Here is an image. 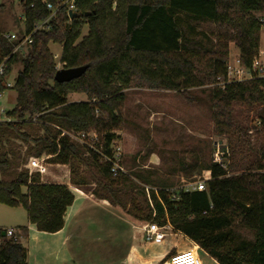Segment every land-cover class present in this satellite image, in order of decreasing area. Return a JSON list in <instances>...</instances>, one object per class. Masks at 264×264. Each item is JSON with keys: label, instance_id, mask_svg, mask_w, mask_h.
<instances>
[{"label": "trees", "instance_id": "16d2710c", "mask_svg": "<svg viewBox=\"0 0 264 264\" xmlns=\"http://www.w3.org/2000/svg\"><path fill=\"white\" fill-rule=\"evenodd\" d=\"M45 2L57 7L61 0H19L25 32L47 17ZM74 4L73 17L58 8L51 28L34 32L25 52H13L16 42L0 31V62L7 58L4 74L14 61L21 63L12 86L15 107L6 112L8 120H0V203L23 207L39 231L60 230L73 193L66 184L41 181L37 172L29 173L24 166L31 156L49 155L48 164L68 167L70 184L94 185L96 197L131 217L170 225L218 264H264V163L232 174L217 162L203 164L200 172H208L204 190H170L165 183L142 180L132 172L158 189L150 188L149 200L127 198L133 184L126 173L112 175L110 164L95 150L62 134L95 131L96 148L110 155V145L118 138L115 130L122 124L123 89L133 82L185 93L221 76L222 86L211 93L217 122L230 123L234 102L264 104V78L226 82L231 45L245 67L258 56L264 0H74ZM84 25L88 31L78 40ZM201 25L212 29L207 32ZM51 42L62 46V67L87 65L79 77L54 80ZM3 78L0 91L5 88ZM69 93H84L87 99L68 101ZM261 155L264 158V145ZM195 166L181 164L180 170L189 174ZM237 227L252 231L253 238L241 236ZM4 232L0 228V264H27L20 233L7 237Z\"/></svg>", "mask_w": 264, "mask_h": 264}, {"label": "rangeland", "instance_id": "374dc122", "mask_svg": "<svg viewBox=\"0 0 264 264\" xmlns=\"http://www.w3.org/2000/svg\"><path fill=\"white\" fill-rule=\"evenodd\" d=\"M0 4V31L20 35L23 21L19 0H0ZM114 4L115 2L113 7ZM255 15L262 16L261 13ZM199 28L210 32L212 26L201 25ZM87 31L88 27L84 25L78 40ZM49 48L55 66L61 68V44L51 42ZM25 51L26 48L22 52ZM237 55L236 48L231 45L226 62L234 64ZM257 59L264 63V27L259 31ZM20 68V61H14L1 85L4 87L6 81L13 83ZM227 80L228 75L226 82ZM223 82L220 76L212 84L191 87L185 93L137 86L134 82L123 89L125 97L120 107L122 124L115 130L118 138L113 146L119 148L121 172L126 173L133 184L127 198L132 195L137 199L149 200V190H156V186L145 184L143 179L156 184L165 183L172 190L186 188L197 181L204 182L208 173L205 170L200 172V167L208 162L219 163L228 174L252 170L258 163H264L261 155V147L264 145V104L247 105L234 102L231 104L230 123L217 122L213 116L211 93L214 88L222 86ZM0 93V120H4L5 113L15 107L16 91L12 87L4 88ZM76 96L87 99L84 93H76ZM70 99L71 95L67 97L68 101ZM1 110L5 113H1ZM181 164L196 166L191 168L189 174H184L180 170ZM51 169L50 167L49 170ZM132 172L138 173L142 180L133 176ZM204 185L206 188L205 182ZM93 186L80 188L88 192ZM24 221L26 212L23 207H10L0 203V228L5 229ZM118 224V243L88 245L90 252L102 255L94 260L95 264L116 261L131 243V223L119 221ZM115 227L117 226L114 229ZM236 230L245 238H253L252 231L240 227ZM177 241L181 243L179 239ZM163 259L167 261L168 255ZM158 264L165 263L161 260Z\"/></svg>", "mask_w": 264, "mask_h": 264}, {"label": "crops", "instance_id": "0c3cea01", "mask_svg": "<svg viewBox=\"0 0 264 264\" xmlns=\"http://www.w3.org/2000/svg\"><path fill=\"white\" fill-rule=\"evenodd\" d=\"M69 95L72 98L69 101L84 100L78 98L76 93H69L67 97ZM205 173L208 172L205 170ZM41 181L66 184L74 198L65 210L63 227L56 232L47 233L37 230L27 217L24 223H16L5 228V230L13 229L14 233H24L20 234L19 239L27 248V264H88L89 262L95 264L94 260L102 255L90 252L88 245L118 243L119 221H124L125 224L131 223L132 231L129 237L131 243L121 257L106 264H158L165 256L169 257L184 249H194L201 264H218L189 237L174 230L170 225H164L166 235L161 243L153 244L146 241L142 229L143 221L131 217L120 207L111 205L106 199L96 197L91 190L87 192L70 184L66 165H49L48 172ZM17 226L26 228L24 231H18ZM114 226L117 227L114 229ZM164 263L167 264L166 260Z\"/></svg>", "mask_w": 264, "mask_h": 264}, {"label": "built area", "instance_id": "2783aa9c", "mask_svg": "<svg viewBox=\"0 0 264 264\" xmlns=\"http://www.w3.org/2000/svg\"><path fill=\"white\" fill-rule=\"evenodd\" d=\"M45 7L48 10V15L46 18L39 20L33 24L32 29L29 32H25L23 27V31L20 35L16 33H3L4 38L9 41H15L16 44L14 46L13 52L19 51L22 52L24 48L30 45L32 42V35L36 31L40 30H48L52 26V20L56 17V11L60 7H64L67 13V16L70 18L69 13L75 12L76 7L74 4V0H61L60 4L57 7H54L51 3L45 2ZM22 21L24 20V15L22 13ZM264 21V18L260 19ZM6 57L0 62V77L5 76L6 69ZM56 69H59L56 67ZM226 75H228V81H242L248 80L251 78H264V63H261L257 57L254 58L249 67H245L241 64L240 59L238 57L235 58L234 64L226 62ZM231 75V76H230ZM232 77V78H231ZM230 78V80H229ZM5 88H11L13 83H9L6 81L4 84ZM1 92V91H0ZM1 95V93H0ZM4 111L1 110V113ZM5 113V112H4ZM5 113L4 120H8ZM62 134H67L71 140L74 142L85 144L89 148L95 150L100 156L101 160L104 162H108L110 164V172L112 175H117L119 171H122V167L119 164L120 161V152L119 148L113 146V143L110 145L111 154L106 155L100 151V149L96 148L98 143V135L95 131H81V132H63ZM49 155H41V156H31L28 158L27 163L24 165L29 173L37 172L40 176V179L43 178L44 175L48 172V164L46 159ZM205 182V180H204ZM203 181H197L193 184L183 188L184 190H204L205 185ZM142 229L144 231L145 240L151 242L153 244L161 243L165 237L164 226H160L155 222H144L142 225ZM4 234L7 237L13 236V229H6ZM167 264H201L199 256L194 249H184L181 251H177L171 254L167 261Z\"/></svg>", "mask_w": 264, "mask_h": 264}, {"label": "water", "instance_id": "95a60500", "mask_svg": "<svg viewBox=\"0 0 264 264\" xmlns=\"http://www.w3.org/2000/svg\"><path fill=\"white\" fill-rule=\"evenodd\" d=\"M74 15H75L74 12L69 13L70 17H73ZM86 15H88V13H86ZM86 67L87 65L69 67V68L61 67L55 71L54 80L57 82L70 81L73 78L79 77L85 71Z\"/></svg>", "mask_w": 264, "mask_h": 264}]
</instances>
